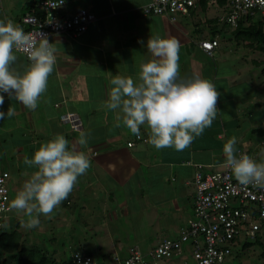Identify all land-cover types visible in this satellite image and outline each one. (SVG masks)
Instances as JSON below:
<instances>
[{
  "label": "crops",
  "instance_id": "obj_1",
  "mask_svg": "<svg viewBox=\"0 0 264 264\" xmlns=\"http://www.w3.org/2000/svg\"><path fill=\"white\" fill-rule=\"evenodd\" d=\"M41 1L0 0V20H11L14 24L19 25L23 15ZM64 1L66 4L60 11L62 16H68L84 9L95 16V21L80 35H60L50 43L56 49V64L53 73L48 78L47 91L41 96L35 110H28L14 98H9L7 94L1 93L4 95V101L7 105L5 110L9 107L15 109L12 120H15V117H18V114L22 112L20 120L23 119L25 124L28 121L31 123L27 130L24 129V132L28 135L39 134L34 130L36 127H34L32 118L33 113H30L41 109L46 113V120L49 124L40 128L45 130L48 127V133L51 129L53 134H61L69 140V135L62 134L59 131L61 123L58 117L65 113H74L81 122V128L78 132L72 131L71 133L87 132L90 133V139L87 145L81 146L72 143L69 147H74L78 152H84L89 160L96 158L95 167H90L91 171L88 175V177H91L88 180V186L92 191L101 187L104 176H106L104 179L110 181L115 188H125L133 177L140 175L141 179L138 181L137 186L139 185L143 190L142 188H144L148 176H158L156 180L161 183L160 186L171 188L169 182H164L166 176H172V180L175 179L178 182L185 181L183 185L189 186L191 185L189 182L193 179L197 168H200L204 173L215 172L217 169L221 170L225 161L224 144L232 135L236 136L237 130L240 129L238 121L246 120V115H249L251 119L249 110L251 106L257 108L261 102L258 105L256 102H251V98H249L244 104L242 100L248 96V90L240 86L242 79L238 75L242 74L228 73L225 69L219 68L215 61L217 50L220 47L219 38L217 39L218 46L215 48L213 55L209 57L200 49L199 43L209 38L210 31L206 38H201V35H203L201 28L193 29L191 33L187 31L185 28L187 20H192L197 14L196 11L187 16H181L184 26L178 21L171 23L166 17L144 16L141 8L150 0ZM212 8L216 9V5L214 4ZM209 9V4H207L205 11L202 12L206 13ZM214 17H217V15H213ZM211 18L206 19L209 29L211 28L208 20ZM162 24L171 25L173 27L172 33L169 31V34L162 33ZM157 36L164 39L176 38L180 41L179 65L181 78L199 76L213 83L219 93L216 107L220 114L214 120L212 126L206 128L202 136L195 138L188 148L183 151L164 148L161 150V158L157 159L156 157L155 161H152L148 150L153 145L147 147L150 144V129L148 126L146 124L141 126V140L139 141L135 140L136 135H129L123 150L120 151V143L116 144V142H120L121 134L125 130L121 127L124 126L123 123L120 124V127H115V124L118 123L117 115L122 114L119 113V110L115 112L108 110L104 105L109 99L111 89L114 87L111 84L113 76L131 77L134 82H140V65L154 59L147 50V41L149 38ZM14 54L17 55L18 59L13 68L18 74L23 75L28 70L30 62L20 54ZM0 122L4 129V123L9 122V119L6 117ZM7 128H9L7 130L11 129L10 127ZM65 132L67 131L65 130ZM130 141L134 143V146L128 148L127 143ZM152 148L156 151L154 146ZM238 148L240 147L236 146V149ZM109 164H115V169H110ZM141 168L146 169L148 172L146 174L145 172L142 173ZM99 169L106 175L100 172ZM127 169L130 170V174L123 175L124 170ZM97 172L103 173V176L98 177ZM168 180L172 181L170 178ZM104 189L109 191V188L105 187L100 192ZM73 191L83 193L84 189L76 185ZM104 192L105 194H102V197L105 198L108 194H111L110 191L107 192L108 194L106 191ZM120 207L122 206L120 205ZM102 208L107 210L105 212L110 215L111 219H114L115 212L117 213V209H119V207H116L115 211L110 210L108 212L106 206ZM125 214L124 211L119 216ZM163 239H158L157 244ZM129 250L126 255L119 257L128 256Z\"/></svg>",
  "mask_w": 264,
  "mask_h": 264
},
{
  "label": "rangeland",
  "instance_id": "obj_2",
  "mask_svg": "<svg viewBox=\"0 0 264 264\" xmlns=\"http://www.w3.org/2000/svg\"><path fill=\"white\" fill-rule=\"evenodd\" d=\"M214 2L215 0H209L210 9L208 12L204 13L202 10L198 9L196 11L197 14L192 20H187L185 28L188 32L191 33L193 29L201 28L203 31L201 38L208 37L207 35L210 29L206 24V19L213 17V15L219 17L224 15L223 10L218 8L216 4V9L212 8ZM178 23L185 26L181 16L178 17ZM217 27L223 32L218 35L220 47L217 50L216 63L219 65V68L225 69L228 73L234 72L236 74H242L238 75V77L242 79L240 86L248 90V96L242 100L244 104H246L245 101L249 98H251V102H256L258 105L261 102L257 108L251 106V109H249L251 112V119L249 115H246V120L243 119L238 121L240 129L237 130L236 136H232L237 137L236 146L241 148L247 147V145L250 144L247 148L250 149L251 156L258 163L264 162V135H260L257 132L255 133L252 130L253 128H264V52L262 53L252 48L249 49L242 42H237L235 39L231 38V33L227 26L218 24ZM161 29L162 33L166 32L169 34V32L172 33L171 30L173 27L169 24H162ZM55 37L57 36H53L50 39V43ZM256 61L261 62L256 63ZM6 106L4 101V104L0 106V111L7 112L8 109L5 110ZM32 113L34 127H36L34 130L37 133L39 132L42 141L37 142L32 135L30 137L28 133L24 132V129L27 130V127H30L31 123L28 121V123L25 124L23 119H21V122L20 114L22 115V112L18 114V117H15V120L11 118L9 122L4 123V129L2 128L3 125H0V171L5 170L10 173L8 187L11 201L15 198L16 193L22 189L25 181L37 170L25 165V158L31 159L42 143H46L56 136L51 132V129L48 133V127L45 130L40 128L43 127V125L47 126L49 124L46 120V113L41 109L33 111L30 114ZM120 124L122 125V122H120ZM7 127L12 128L7 130L9 129ZM59 127V131L62 134L66 133L65 135H69L70 139L68 141L70 146L72 143L79 145L78 140L80 134L71 133L72 131L67 125L61 124ZM121 127L125 132L121 134L120 142H116V144L120 143V151L123 150L129 135H133L127 127ZM65 130L67 132H65ZM32 138L36 141L32 142ZM149 145H151V143L148 144L147 147ZM152 147L148 150V153L150 159L155 161L156 157L157 159L161 158L160 154L162 149H156L155 151ZM19 150L20 152H17ZM95 161L96 158L90 160L91 168L95 167ZM127 165L130 166L129 163H127ZM91 168L87 170V177ZM141 170H143L142 173L145 172V174L148 172L144 168H141ZM216 171H220V169L215 170V172ZM100 172H97L96 175L101 178L104 172L102 174ZM129 174V169L124 170L123 175ZM104 175L106 174L104 173ZM157 177L158 176L146 177V184L144 188H142L143 190H141L140 186H137L138 181L141 179L140 175L133 177L125 188H115L114 185H111L110 181L104 179L106 178V176H104L101 187H99V189L97 188V190L89 191L94 199L86 203L91 205V208L87 209L88 217H84L85 213H82L83 210H78L75 205L65 210L59 205L56 208L58 214L52 212L50 216L41 215L39 217L40 223L37 228L30 230L26 227L23 228L29 231L26 233H28L27 237L30 242L31 240L36 241L37 244L45 247L46 250H51V254L55 253L53 256L65 263L69 260L73 250H78L82 254H91L98 264H111L115 255H126V252L132 247L146 254L157 246L158 239L177 236L181 229L187 227L188 220L193 219L192 194H194V188L192 184L184 186L183 184L185 181L178 182L175 179L172 180V176H166L164 182H169L168 184L171 185V188H164V186H160L161 183L157 182ZM168 178L172 181H169ZM191 182L192 180H190L189 183ZM81 184L82 182L80 185ZM105 187H108L111 192V194H108L107 192L109 191L104 189L108 194L106 198L102 197V194H105V192H100V190ZM79 194L82 193L72 191L70 194V198L72 202H75L76 206H78L77 203L79 204L80 199L84 200L88 197L87 195L79 196ZM104 200L107 204L101 203ZM120 205L122 207H120ZM92 206L94 207L92 208ZM104 206H106L108 212L110 210L115 211L116 207H119V209H117L118 212H115L114 219L112 218L113 220L110 215L106 214L105 211L107 210L102 208ZM124 211L126 214L119 216V214H123ZM14 214L23 215L25 222L29 219L23 213L16 210H14ZM89 214L91 215L90 218H96L89 221L90 225L88 223V226H85L83 221L86 219L88 222ZM97 217L99 218L97 219ZM23 233H25L24 230ZM262 234L261 240L264 247V235ZM51 238H54V240L49 241ZM263 247L253 243L247 250L240 252L239 258L233 260L229 259L224 264H264V258L261 256V253L264 251ZM53 248H56L55 251H53ZM181 248H183L182 251H184L182 253L183 255L181 257L176 256L171 258V262L166 264H196L191 256L190 249H188V245L186 243L182 244ZM238 248H240V246Z\"/></svg>",
  "mask_w": 264,
  "mask_h": 264
},
{
  "label": "clouds",
  "instance_id": "obj_3",
  "mask_svg": "<svg viewBox=\"0 0 264 264\" xmlns=\"http://www.w3.org/2000/svg\"><path fill=\"white\" fill-rule=\"evenodd\" d=\"M146 47L154 59L140 65V82H134L131 77L113 76L114 87L104 106L122 114L117 115L115 127H120L119 121H122L139 138L140 128L146 124L150 129L149 142L157 150L183 151L202 136L220 114L216 107L219 93L207 79L181 78L178 39L157 36L149 38ZM16 52L26 54L30 62L23 75L13 68L18 59ZM55 53L45 34L25 32L11 20H0V93L14 98L28 110H35L47 91L48 78L56 64ZM3 104L4 95L0 94V106ZM14 115L15 109L9 107L6 114L0 111V120ZM89 139L90 133L81 132L78 143L87 145ZM236 145L235 136L224 144L223 166L231 170L240 185L264 189V162L258 163L246 154L237 157ZM24 163L37 170L16 193L10 210L29 218L23 225L28 229L39 226L41 215L50 216L72 193L78 177L85 175L91 166L88 156L74 147L70 149L69 141L61 134L42 143ZM108 167L114 170L116 165Z\"/></svg>",
  "mask_w": 264,
  "mask_h": 264
},
{
  "label": "built area",
  "instance_id": "obj_4",
  "mask_svg": "<svg viewBox=\"0 0 264 264\" xmlns=\"http://www.w3.org/2000/svg\"><path fill=\"white\" fill-rule=\"evenodd\" d=\"M200 1L150 0L141 11L146 17H166L171 23H176L178 17L187 16ZM222 2L224 15L219 18V22L231 29H235L238 22L245 18L264 20V0ZM65 4L64 0H42L21 18V23L28 28L27 32L45 34L49 43L53 36L84 33L95 21V16L84 9L62 16L60 11ZM217 46L218 41L215 39L199 43L200 49L209 57ZM16 53L28 60L26 54ZM63 121L70 124L73 131H79L81 128L79 118L72 114L65 116ZM133 146L132 142L127 143L128 148ZM242 154L252 157L246 149L238 148L237 157ZM7 176L6 173L0 176V212L8 210L5 204ZM191 184L194 188V219L189 221L188 226L181 229L176 238L162 240L146 254L131 248L127 257H114L113 264H158L163 260H170L175 255H181V247L185 243L189 244L191 256L196 264H216L222 262L224 255L228 253L227 250L219 251L218 244L228 246L243 234L253 240L264 227V189L240 185L227 167L223 166L220 171L209 173L197 168ZM253 213H258V220H252ZM75 264L97 263L88 256L75 255Z\"/></svg>",
  "mask_w": 264,
  "mask_h": 264
},
{
  "label": "trees",
  "instance_id": "obj_5",
  "mask_svg": "<svg viewBox=\"0 0 264 264\" xmlns=\"http://www.w3.org/2000/svg\"><path fill=\"white\" fill-rule=\"evenodd\" d=\"M207 4H209V0H201L195 8H193L189 11V14L191 12L197 11L198 9L205 11V6H207ZM214 4H216L217 7L221 9L223 2H222V0H215ZM221 17H219V16L214 17V18L212 17L210 20H208V24L211 28L210 29V36L208 39L217 40L218 35L222 34L223 31L218 29V27H217V25L220 24L219 18H221ZM19 26L22 27L25 30V32L28 31V28H26L22 25L21 20L19 22ZM228 28H229L228 30L231 33V38L235 39L237 42H242L249 49L252 48V49H255L259 52H262V53L264 52V20L263 19L245 18V19H242L238 22V25L235 29H231L230 27H228ZM62 35H64V34H62ZM260 62L261 61H256V63H260ZM263 73H264V71H263ZM68 114L65 113L63 115H60L58 117V119H59L61 124L67 125L70 128V130L73 131L71 129L70 124L65 123L63 121V118L65 116H67ZM72 115L76 116L74 113ZM253 131L255 133L257 132L260 135H264V128L263 129H254ZM74 132H78V131H74ZM29 136L31 137V135H29ZM32 137L35 138L37 140V142L42 141L39 134L32 135ZM139 137L140 138L137 139V136H135V140L136 141L141 140V136H139ZM33 138L31 140H32V142H35L36 140ZM246 150L251 155L250 149L246 147ZM17 152H20V150ZM3 173L8 174V176L6 178V186H5L6 190H7V192L5 194V196H6L5 204L8 207V210H6L4 212H0V264H75V255H80L81 257H87L88 256V257L92 258L94 261H96L95 258H93L91 254H82L78 250H73V253L69 257V260L65 263L62 260H59L57 257H54L53 255H55V253L51 254V252H50L51 250L50 251L46 250L45 247L41 246L40 244H37L36 241L31 240V242H30L29 238L27 237L28 233H26L29 231L27 229L25 230V228H23L24 227L23 225L26 223L25 219L23 218V215L20 216L18 214H14V209L10 210L11 196H10V191H9V187H8V182L10 179V173L3 170V171H0V176ZM90 178L91 177H87L86 174L82 175V176L78 177V182L76 184L81 189H84V192L82 194H79V196L80 195L81 196L87 195L88 197H86L84 200L80 199L79 204L77 203L78 206H76L75 202H72L70 195H69L68 198L60 204L61 208H63L65 210V209H69L75 205V207H77L78 210H83L82 213H85L84 217H88L87 209L91 208V205H88L86 203L88 201H91V199H94L93 196H91L89 193L90 186H88V180H90ZM81 182H82V184L80 185ZM94 202H96V201H94ZM103 202H105V200L102 201V203ZM93 207L94 206H92V208ZM53 212L57 213V210L54 209ZM90 214H91V212H90ZM90 214H89L88 222L84 217H82L83 219H85L83 221V224L85 226H88V223L90 220L92 221V220H94V218H96L94 216H93L94 218H90L91 217ZM192 215H193V219H194L193 197H192ZM257 217H258V213L252 214V220L253 221H255ZM98 218L99 217H97V219ZM193 219H191V220H193ZM257 220H258V218H257ZM188 223H189V221L187 222V226H188ZM89 225H90V223H89ZM23 230L25 231V233H23ZM262 233H264V227L261 229V231L259 233H257L255 235V238L253 240L249 239L248 237H245L243 234V235H240L239 239L232 241L230 243V245H228V246L227 245L225 246V244H218L217 249L218 250L220 249L219 251L227 250L228 253L224 255L225 257L223 258L222 262L216 263V264H224L229 259L233 260V259L239 258L240 252H244L245 250H247L253 243L261 245L263 247V242L261 240V234ZM262 235H264V234H262ZM177 236H174L171 238H164V239H173V238H176ZM52 240H54V238H51L49 241H52ZM187 245H188V249H190V252H191V248L189 247V244H187ZM239 246H240V248H238ZM183 248H182V250H183ZM55 249L56 248H53V251H55ZM183 252L184 251H182V253ZM182 255L183 254H181L179 256L175 255L173 257H176V256L181 257ZM261 256L264 258V251L261 253ZM120 258L123 259L124 257H120ZM170 260H167V261L163 260V261L159 262L158 264H161V263L166 264ZM96 263H97V261H96Z\"/></svg>",
  "mask_w": 264,
  "mask_h": 264
}]
</instances>
